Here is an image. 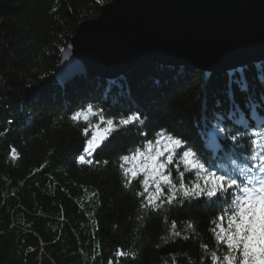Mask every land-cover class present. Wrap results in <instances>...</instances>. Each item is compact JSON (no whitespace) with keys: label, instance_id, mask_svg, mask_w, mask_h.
<instances>
[{"label":"trees","instance_id":"trees-1","mask_svg":"<svg viewBox=\"0 0 264 264\" xmlns=\"http://www.w3.org/2000/svg\"><path fill=\"white\" fill-rule=\"evenodd\" d=\"M111 1L0 0V264H211V252H225L212 229L227 202L181 196L145 207L139 180L125 186L121 157L163 133L184 142L178 155L194 151L209 171L225 174L237 155L219 141L238 135L245 147L248 130L236 124L264 127V60L239 72L147 62L114 79L58 82L79 24ZM89 104L106 118L140 120L86 155L91 131L85 137V122L71 117ZM169 167L174 182L182 174L189 186L203 176Z\"/></svg>","mask_w":264,"mask_h":264},{"label":"water","instance_id":"water-1","mask_svg":"<svg viewBox=\"0 0 264 264\" xmlns=\"http://www.w3.org/2000/svg\"><path fill=\"white\" fill-rule=\"evenodd\" d=\"M263 60L264 0H112L79 24L55 77L114 79L147 62L235 72Z\"/></svg>","mask_w":264,"mask_h":264},{"label":"snow or ice","instance_id":"snow-or-ice-1","mask_svg":"<svg viewBox=\"0 0 264 264\" xmlns=\"http://www.w3.org/2000/svg\"><path fill=\"white\" fill-rule=\"evenodd\" d=\"M102 113V109L96 110L89 104L71 117L74 122L81 120L85 122L87 125L83 128L85 137H88L91 131L84 149L86 155L95 152L119 127L140 120L139 116L133 115L117 121L115 118H106ZM93 117L98 118L96 124L91 123ZM255 135L259 139L252 140L253 154L250 159L254 163L250 170H258L257 175H247L240 169V175L244 176L242 180L238 175L209 171L196 152L186 150L178 155L179 149L184 146L180 138L161 133L154 142L148 141L144 149H137L131 155L121 157L124 162L121 168L126 181L125 186H129L133 180H139L143 186V191L139 195L148 194V203L144 206L156 209L162 207L157 201L164 200L168 204L182 202L181 196L185 199L206 197L213 202L230 203L231 206L224 214L213 221V235L218 245L225 248V252L223 255L211 252V264H264V133L257 132ZM232 139L236 140L237 137L232 136ZM12 154L15 156V149H12ZM80 160L84 162L85 156L81 155ZM256 161L259 162L255 163ZM131 162L135 163L125 167ZM181 164L190 171H196L198 175L203 173V176L191 186L183 182L182 174L181 180L174 182L169 166L175 165L179 169ZM229 196L230 201L225 199ZM175 227L173 224L172 228ZM205 248L207 249L206 245ZM128 255L132 254L123 250L116 252L118 257Z\"/></svg>","mask_w":264,"mask_h":264},{"label":"bare ground","instance_id":"bare-ground-1","mask_svg":"<svg viewBox=\"0 0 264 264\" xmlns=\"http://www.w3.org/2000/svg\"><path fill=\"white\" fill-rule=\"evenodd\" d=\"M263 123H264V121H263ZM186 148H188V147H186Z\"/></svg>","mask_w":264,"mask_h":264},{"label":"rangeland","instance_id":"rangeland-1","mask_svg":"<svg viewBox=\"0 0 264 264\" xmlns=\"http://www.w3.org/2000/svg\"><path fill=\"white\" fill-rule=\"evenodd\" d=\"M110 3V2H109Z\"/></svg>","mask_w":264,"mask_h":264}]
</instances>
